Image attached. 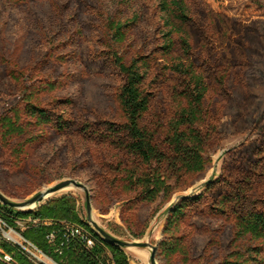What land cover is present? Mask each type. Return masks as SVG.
<instances>
[{
  "label": "rangeland",
  "instance_id": "374dc122",
  "mask_svg": "<svg viewBox=\"0 0 264 264\" xmlns=\"http://www.w3.org/2000/svg\"><path fill=\"white\" fill-rule=\"evenodd\" d=\"M188 4L197 63L207 59L211 68L212 60L219 66L233 58L224 92H216L218 84L211 78L206 106L216 113L220 134L206 151V169L188 177L181 187L171 180L170 194L163 193L136 209L123 182L110 186L119 177L113 170L114 151L86 148L78 137L46 128L37 132L38 138L20 156L12 155L13 145L0 136L4 195L22 202L74 179L88 191L73 185L52 199L75 196L81 218L89 222L88 194L92 219L100 227L119 239L158 248L170 211L178 202L202 193L226 170L249 169L256 163L264 149V0H188ZM159 7L160 0H0V112L23 109V97H28L46 107L70 100L78 119L123 120L117 101L121 78L103 56L116 50L129 59L144 48H153L163 23ZM127 20V41L120 43L116 27ZM224 33L231 37L225 51H212L213 41ZM24 119L29 118L24 115ZM259 186L264 188V179ZM46 202L37 203L33 210ZM183 232L191 258L182 264H222L226 258L239 257L246 264H264V240L250 235L237 238L233 224L225 219L196 216ZM129 248L124 250L130 264H150V248ZM250 253L260 260L248 261ZM157 262L162 264L158 249ZM14 264L22 263L17 259Z\"/></svg>",
  "mask_w": 264,
  "mask_h": 264
},
{
  "label": "trees",
  "instance_id": "16d2710c",
  "mask_svg": "<svg viewBox=\"0 0 264 264\" xmlns=\"http://www.w3.org/2000/svg\"><path fill=\"white\" fill-rule=\"evenodd\" d=\"M159 8L163 23L153 48H144L129 59L116 50L103 56L121 78L117 101L123 120L78 119L70 100L46 107L23 97V109L14 107L0 112V136L5 144L13 145L12 155L20 156L25 146L38 138L37 132L46 128L59 135L78 137L86 148L101 146L114 151L112 158L117 163L113 170L119 177L110 186L117 180L123 182V188L132 194L128 201L136 209L155 202L163 193L170 194L174 188L171 180L181 187L188 177L202 173L208 163L206 151L220 134L218 117L206 106L211 78L218 84L216 92H224L233 58L229 56L219 66L212 60L211 68L207 59L198 64L191 42L194 19L188 0H160ZM128 21L117 24L116 38L120 43L127 41L124 29ZM229 39L226 33L219 36L212 43V51L224 52ZM13 78L18 79V75ZM24 115L29 119H24ZM258 154L249 169L226 170L209 182L202 193L183 198L172 208L158 245L162 264L189 263L183 227L196 216L225 219L233 224L237 238L250 235L264 240V188L259 186L260 179H264V149ZM0 215L60 264H98L94 254L77 242L64 247L62 253L48 243L47 234L63 223L82 225L90 238L112 251L116 264H130L123 248L103 239L81 218L73 195L51 199L32 212L0 202ZM18 220L53 223L27 224L22 229ZM1 236L0 232L5 255H13L22 264H36ZM101 251V246L95 248V253ZM254 254L250 253L248 261L260 260ZM241 258H226L222 264H246ZM0 264H13V260Z\"/></svg>",
  "mask_w": 264,
  "mask_h": 264
},
{
  "label": "built area",
  "instance_id": "2783aa9c",
  "mask_svg": "<svg viewBox=\"0 0 264 264\" xmlns=\"http://www.w3.org/2000/svg\"><path fill=\"white\" fill-rule=\"evenodd\" d=\"M40 223L49 225L53 222L49 220L43 222L40 220L17 221L19 226L23 224L24 227H26L27 224L38 225ZM0 232L2 234L1 238L14 246L19 253L22 254V246H29L34 252L38 253L39 256H42V264H60L35 243L27 239L21 230L10 226L1 215ZM46 238L48 243L55 247L57 252L62 253L64 247L70 248L73 242H77L84 247V249L94 254V258L97 260L98 264H116L112 251L106 246H102L98 241H95L94 238H89V235L84 231L82 225L63 223L59 229H54L49 232ZM97 246L102 247L100 253H95V248ZM6 260H13V264L16 262L15 257L13 255H5L4 249L0 246V261L6 262Z\"/></svg>",
  "mask_w": 264,
  "mask_h": 264
},
{
  "label": "water",
  "instance_id": "95a60500",
  "mask_svg": "<svg viewBox=\"0 0 264 264\" xmlns=\"http://www.w3.org/2000/svg\"><path fill=\"white\" fill-rule=\"evenodd\" d=\"M70 184H75L78 187H81L83 189H85L86 191L87 188L84 184L74 180V179H67L64 180L58 184H56L53 187L48 188L45 191H42L38 194H36L34 197H32L31 199H27L25 201L22 202H16V201H12L11 199H9L6 195H4L1 191H0V202L3 203L4 205H7L11 208H15V209H30L29 211H35L33 210V208H29L30 205L32 204H37V203H42L45 199V197L51 193H55L60 191L61 189L69 186ZM87 198H88V203H87V209H88V219H89V223L90 225L93 226V228L96 230V232L101 235L106 241L120 246L121 248L125 249V248H129L132 246H139V247H148L151 249V258H150V264H158L157 262V246L153 245L151 243L148 242H141V241H134V242H128L122 239H119L115 236H113L112 234H110L109 232H107L105 229H103L102 227H100L93 219H92V207H91V202H90V196L87 194Z\"/></svg>",
  "mask_w": 264,
  "mask_h": 264
},
{
  "label": "bare ground",
  "instance_id": "6f19581e",
  "mask_svg": "<svg viewBox=\"0 0 264 264\" xmlns=\"http://www.w3.org/2000/svg\"><path fill=\"white\" fill-rule=\"evenodd\" d=\"M73 185H75V184H70L69 186H67V187H65V188H63V189H61V190L58 191V192L51 193V194L47 195V196L45 197V199H44L43 202H46V201L52 199V198L55 197L58 193L65 192V191H69V190L72 188ZM36 205H37V204H32V205L29 206V208H34ZM89 224H90V223H89ZM92 228H93V227H92ZM93 229H94V228H93ZM94 230H95V229H94ZM95 231H96V230H95ZM97 234H98V233H97ZM88 235H89V234H88ZM98 235H99V234H98ZM99 236H101V235H99ZM101 237H102V236H101ZM89 238H90V237H89ZM102 238H103V237H102ZM98 239H99V238H98ZM103 239H104V238H103ZM129 249L133 250L134 248H133V247H130ZM22 250H23V252L28 256V258H29L31 261H33V262L36 263V264H42V256H39L38 253L34 252V251L32 250L31 247H29V246H22ZM6 261H11V260H6Z\"/></svg>",
  "mask_w": 264,
  "mask_h": 264
},
{
  "label": "crops",
  "instance_id": "0c3cea01",
  "mask_svg": "<svg viewBox=\"0 0 264 264\" xmlns=\"http://www.w3.org/2000/svg\"><path fill=\"white\" fill-rule=\"evenodd\" d=\"M132 247H136V246H132ZM142 248H146V247H142Z\"/></svg>",
  "mask_w": 264,
  "mask_h": 264
}]
</instances>
